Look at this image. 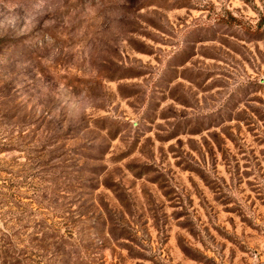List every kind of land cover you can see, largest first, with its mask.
Instances as JSON below:
<instances>
[{"label": "rangeland", "instance_id": "obj_1", "mask_svg": "<svg viewBox=\"0 0 264 264\" xmlns=\"http://www.w3.org/2000/svg\"><path fill=\"white\" fill-rule=\"evenodd\" d=\"M263 13L0 0V230L16 264H264V25L218 20L252 30Z\"/></svg>", "mask_w": 264, "mask_h": 264}, {"label": "trees", "instance_id": "obj_2", "mask_svg": "<svg viewBox=\"0 0 264 264\" xmlns=\"http://www.w3.org/2000/svg\"><path fill=\"white\" fill-rule=\"evenodd\" d=\"M218 20H224L228 25L231 24H239V28L248 31L250 34L254 36H259L262 34L260 31V27L264 25V13L261 14L257 25L254 29H249V26H246L242 23V21L237 19L231 14L227 16H219ZM10 235V233H8ZM12 236V235H11ZM13 247L11 240H9L7 233L5 231L0 230V264H16V255H20L19 250ZM16 250V251H15Z\"/></svg>", "mask_w": 264, "mask_h": 264}]
</instances>
